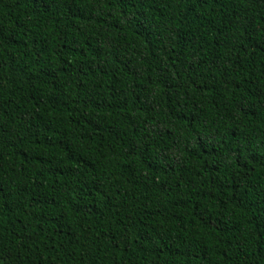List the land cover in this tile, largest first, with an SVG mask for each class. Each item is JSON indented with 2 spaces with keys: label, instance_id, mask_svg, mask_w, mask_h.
Returning a JSON list of instances; mask_svg holds the SVG:
<instances>
[{
  "label": "trees",
  "instance_id": "16d2710c",
  "mask_svg": "<svg viewBox=\"0 0 264 264\" xmlns=\"http://www.w3.org/2000/svg\"><path fill=\"white\" fill-rule=\"evenodd\" d=\"M0 264H264V0H0Z\"/></svg>",
  "mask_w": 264,
  "mask_h": 264
}]
</instances>
